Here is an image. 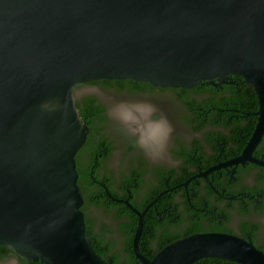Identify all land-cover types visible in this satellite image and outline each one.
<instances>
[{
  "label": "water",
  "instance_id": "95a60500",
  "mask_svg": "<svg viewBox=\"0 0 264 264\" xmlns=\"http://www.w3.org/2000/svg\"><path fill=\"white\" fill-rule=\"evenodd\" d=\"M235 75L264 99V0H0V246L42 264H107L87 237L73 90L97 80L192 88ZM260 135V134H259ZM140 264H264L251 242L196 234Z\"/></svg>",
  "mask_w": 264,
  "mask_h": 264
},
{
  "label": "flooded vegetation",
  "instance_id": "af4514ba",
  "mask_svg": "<svg viewBox=\"0 0 264 264\" xmlns=\"http://www.w3.org/2000/svg\"><path fill=\"white\" fill-rule=\"evenodd\" d=\"M85 87L96 91L79 92ZM73 96L88 129L76 155L90 196L81 210L108 258L140 264L134 238L141 216L138 248L150 260L178 240L210 233L236 236L264 253V99L254 86L235 75L188 89L97 80L77 85ZM105 97L154 105L173 128L169 159L153 163L134 147L109 118Z\"/></svg>",
  "mask_w": 264,
  "mask_h": 264
},
{
  "label": "clouds",
  "instance_id": "9594fccd",
  "mask_svg": "<svg viewBox=\"0 0 264 264\" xmlns=\"http://www.w3.org/2000/svg\"><path fill=\"white\" fill-rule=\"evenodd\" d=\"M107 114L148 160L159 163L169 159L173 128L162 114L158 115L154 105L143 101L113 102Z\"/></svg>",
  "mask_w": 264,
  "mask_h": 264
},
{
  "label": "trees",
  "instance_id": "16d2710c",
  "mask_svg": "<svg viewBox=\"0 0 264 264\" xmlns=\"http://www.w3.org/2000/svg\"><path fill=\"white\" fill-rule=\"evenodd\" d=\"M77 107L79 108V106L77 105ZM81 114L83 116H85L87 114V111L82 110ZM77 164V163H76ZM78 172V169H77ZM87 180V176L83 173H78V185L81 189L82 192V196L83 198L87 201H89L90 196L88 195L87 189L85 187V183ZM86 233H87V237L91 240L92 246L95 249V251L97 252V254L106 261L107 264H118L117 257H111L108 258L106 255V251H101L100 249L103 246V243L98 241L95 242V238L92 237L90 235V233L88 232V230L86 229ZM102 243V244H101ZM11 256H16L19 260V264H42L40 261L34 262V261H27L25 258H22L20 256H18L10 247H5V246H0V259H6L9 258ZM126 261L129 262V264H139L136 260L132 259V258H126Z\"/></svg>",
  "mask_w": 264,
  "mask_h": 264
},
{
  "label": "rangeland",
  "instance_id": "374dc122",
  "mask_svg": "<svg viewBox=\"0 0 264 264\" xmlns=\"http://www.w3.org/2000/svg\"><path fill=\"white\" fill-rule=\"evenodd\" d=\"M93 91H96V89L85 87L79 90V92H93ZM105 98L110 99V101H112V102H109V105H111V103L113 102H119V100H116L112 97H105ZM0 264H19V260L16 256H11L9 258L0 260Z\"/></svg>",
  "mask_w": 264,
  "mask_h": 264
}]
</instances>
